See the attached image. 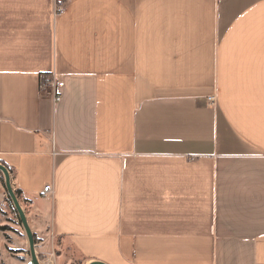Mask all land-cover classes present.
<instances>
[{
	"label": "crops",
	"instance_id": "0c3cea01",
	"mask_svg": "<svg viewBox=\"0 0 264 264\" xmlns=\"http://www.w3.org/2000/svg\"><path fill=\"white\" fill-rule=\"evenodd\" d=\"M54 6L0 0L18 201L81 264H264V0Z\"/></svg>",
	"mask_w": 264,
	"mask_h": 264
},
{
	"label": "rangeland",
	"instance_id": "374dc122",
	"mask_svg": "<svg viewBox=\"0 0 264 264\" xmlns=\"http://www.w3.org/2000/svg\"><path fill=\"white\" fill-rule=\"evenodd\" d=\"M2 181L4 184V180ZM3 184L1 183L0 186V264H27L31 259L27 237L12 202L7 199L5 184ZM19 204L26 216L28 225L29 221L32 224L36 222L38 228L44 231L45 244H40L37 236L35 239V252L40 264H81L80 257L76 252L65 251L59 247L56 240H50L47 216L40 217L42 219L40 221L37 215L30 213L27 205L25 206L20 202ZM30 229L33 233L31 227Z\"/></svg>",
	"mask_w": 264,
	"mask_h": 264
},
{
	"label": "water",
	"instance_id": "95a60500",
	"mask_svg": "<svg viewBox=\"0 0 264 264\" xmlns=\"http://www.w3.org/2000/svg\"><path fill=\"white\" fill-rule=\"evenodd\" d=\"M0 173L2 174L3 178H4V184H5V189L7 192V195L9 196L14 209L19 217L20 223L24 229V232L26 234L27 237V241L29 244V251H30V261L27 264H40V262L38 261V258L36 256V252H35V244H34V236L33 233L28 225L26 216L19 204L18 199L16 198L15 194H14V190L12 188V183H11V178H10V174L7 171V169L0 164ZM90 264H104L102 262H92Z\"/></svg>",
	"mask_w": 264,
	"mask_h": 264
},
{
	"label": "built area",
	"instance_id": "2783aa9c",
	"mask_svg": "<svg viewBox=\"0 0 264 264\" xmlns=\"http://www.w3.org/2000/svg\"><path fill=\"white\" fill-rule=\"evenodd\" d=\"M65 0H55V6H54V11L55 13H58L61 11L62 9V4L64 3ZM63 87V83L58 80L56 78L55 75H52L44 84L43 88H47L52 97H53V100L54 102H59L60 101V97H59V94H58V90L60 88ZM211 102L214 101V98H211L210 99ZM53 194V188H52V185H45L41 191H39V196L40 197H46V196H49V195H52Z\"/></svg>",
	"mask_w": 264,
	"mask_h": 264
},
{
	"label": "trees",
	"instance_id": "16d2710c",
	"mask_svg": "<svg viewBox=\"0 0 264 264\" xmlns=\"http://www.w3.org/2000/svg\"><path fill=\"white\" fill-rule=\"evenodd\" d=\"M42 78H43V77H42ZM45 79H46V77L43 78L44 81H45ZM0 164L3 165V166L7 169V171H8L9 174H10V176H12V177L14 176V171H13V169H12L11 167H9L8 165H6V164H4V163H2V162H0ZM2 177H3V176H2ZM14 194H15V196H16V198H17L18 200L21 199L22 192H21L19 189H14ZM9 200H10V198H9ZM10 201H11V200H10ZM33 236H34V244L36 245V242H35L36 235L33 234Z\"/></svg>",
	"mask_w": 264,
	"mask_h": 264
}]
</instances>
